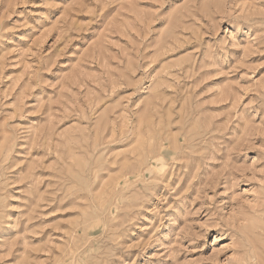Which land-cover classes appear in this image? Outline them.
I'll return each instance as SVG.
<instances>
[{
	"label": "rangeland",
	"instance_id": "374dc122",
	"mask_svg": "<svg viewBox=\"0 0 264 264\" xmlns=\"http://www.w3.org/2000/svg\"><path fill=\"white\" fill-rule=\"evenodd\" d=\"M0 264H264V0H0Z\"/></svg>",
	"mask_w": 264,
	"mask_h": 264
},
{
	"label": "bare ground",
	"instance_id": "6f19581e",
	"mask_svg": "<svg viewBox=\"0 0 264 264\" xmlns=\"http://www.w3.org/2000/svg\"><path fill=\"white\" fill-rule=\"evenodd\" d=\"M137 174V173H136Z\"/></svg>",
	"mask_w": 264,
	"mask_h": 264
}]
</instances>
